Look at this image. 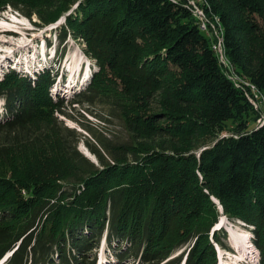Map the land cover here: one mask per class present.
Masks as SVG:
<instances>
[{
    "label": "trees",
    "instance_id": "trees-1",
    "mask_svg": "<svg viewBox=\"0 0 264 264\" xmlns=\"http://www.w3.org/2000/svg\"><path fill=\"white\" fill-rule=\"evenodd\" d=\"M8 7L39 27L64 16L59 44L79 39L96 67L68 106L103 108L124 135L67 127L49 71L2 72L4 264H94L102 239L116 264H217L222 215L251 231L264 264V121L251 102L264 94V0H0Z\"/></svg>",
    "mask_w": 264,
    "mask_h": 264
},
{
    "label": "rangeland",
    "instance_id": "rangeland-1",
    "mask_svg": "<svg viewBox=\"0 0 264 264\" xmlns=\"http://www.w3.org/2000/svg\"><path fill=\"white\" fill-rule=\"evenodd\" d=\"M196 14L200 15V11L197 10ZM33 21L37 22L38 20L34 18ZM62 22H64L63 16L50 26L38 27L23 15L13 11L10 7H8L7 10L2 11L0 13V41L4 40V42L2 45L0 42V75H2L3 71L9 68H14L15 63H18V61H22L23 59H27L28 65L38 60V64H33L29 69H35L33 70L34 72L27 76L32 77L38 71H42V69L52 72V74L50 73L51 77L54 78L53 83L50 86L52 95L58 96L67 101V116L56 113L55 115L58 116V119L63 121L67 127L74 128L75 131L83 133L85 136H88V133L84 130V126H90L99 133H114L123 136L122 126L117 120L112 119L108 124H104L99 120V117H102V115H107V112L103 108L96 107L94 109L93 107H90L89 109H86L82 107V105H77L76 109H72V107L68 106L74 96L73 94L80 90L78 87L81 83L73 85L69 92L65 87L56 91L60 75L62 74L63 77L65 76L62 71L67 72L65 71V68H67L69 70L71 69L72 72H76L75 69L80 63V56H83V61L86 65H89L91 69L87 79H85L81 85H85L89 81L91 73L96 69V67H93L94 64H91L93 61L85 55L84 44L79 39H74L67 35L65 40L59 44V28L55 26ZM214 33V30H210V35ZM215 43H217L216 46H218V44H221V40L218 42L216 41ZM217 50L222 51V45L218 47ZM39 61H44L45 63L42 64ZM56 61L59 62L56 63ZM222 61L226 62L224 59H222ZM21 69L18 68L16 71L25 75ZM82 74H80L78 78H82ZM66 76L70 77L69 72ZM251 101L253 106H255V109L261 113V116L256 123H262L264 121V94L254 89ZM3 105L4 104L0 99V121L5 117V115H2L4 112L2 111ZM78 147L82 153L94 159L93 155H90L83 143H80ZM218 224H222V226L220 229L214 230H223L226 233V238L224 239L226 249L216 246L217 264H254L256 259L259 260L258 251L251 242L252 233L246 226H243L240 221H230L223 215L219 217L218 222L215 225ZM237 245L241 248L240 250H238ZM190 246L191 243H187L182 247L180 246L179 248H176L171 254V257L178 256L181 253L184 255ZM112 251L113 248L110 249L102 239L99 247L95 250L97 260H109L108 255L110 254L114 258ZM102 262L104 263L105 261L102 260ZM96 263L98 264V262ZM126 264L146 263L137 260H127Z\"/></svg>",
    "mask_w": 264,
    "mask_h": 264
},
{
    "label": "water",
    "instance_id": "water-1",
    "mask_svg": "<svg viewBox=\"0 0 264 264\" xmlns=\"http://www.w3.org/2000/svg\"><path fill=\"white\" fill-rule=\"evenodd\" d=\"M64 17V16H63ZM51 24H53V23H50V24H48V25H45V26H43V27H47V26H50ZM39 27V26H38ZM41 27V26H40ZM253 93V92H252ZM87 151L89 152V150L87 149ZM90 153V152H89ZM84 154V153H83ZM88 159H90L92 162H94V163H97V160H96V158L94 157V155H93V157H94V159L92 158V157H90V156H88V155H86V154H84ZM90 155H92L91 153H90ZM214 202H217V201H215L214 200Z\"/></svg>",
    "mask_w": 264,
    "mask_h": 264
},
{
    "label": "built area",
    "instance_id": "built-area-1",
    "mask_svg": "<svg viewBox=\"0 0 264 264\" xmlns=\"http://www.w3.org/2000/svg\"><path fill=\"white\" fill-rule=\"evenodd\" d=\"M217 44V43H216ZM216 44L215 45H213V48L216 50V51H218L217 50V48H218V46H216ZM219 53V52H218ZM252 102V101H251Z\"/></svg>",
    "mask_w": 264,
    "mask_h": 264
},
{
    "label": "bare ground",
    "instance_id": "bare-ground-1",
    "mask_svg": "<svg viewBox=\"0 0 264 264\" xmlns=\"http://www.w3.org/2000/svg\"><path fill=\"white\" fill-rule=\"evenodd\" d=\"M0 42H1V45H2L3 42H4V40H1ZM239 242H240V241H239ZM237 243H238V242H237ZM238 246H239V245H237V247H238ZM240 249H241V248L238 247V250H240Z\"/></svg>",
    "mask_w": 264,
    "mask_h": 264
}]
</instances>
